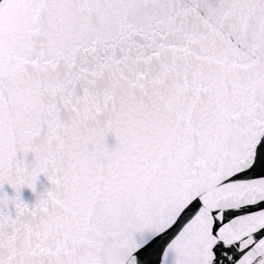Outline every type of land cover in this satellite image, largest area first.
<instances>
[{
	"label": "snow or ice",
	"instance_id": "snow-or-ice-1",
	"mask_svg": "<svg viewBox=\"0 0 264 264\" xmlns=\"http://www.w3.org/2000/svg\"><path fill=\"white\" fill-rule=\"evenodd\" d=\"M0 264H264V0H0Z\"/></svg>",
	"mask_w": 264,
	"mask_h": 264
},
{
	"label": "water",
	"instance_id": "water-1",
	"mask_svg": "<svg viewBox=\"0 0 264 264\" xmlns=\"http://www.w3.org/2000/svg\"><path fill=\"white\" fill-rule=\"evenodd\" d=\"M113 141L111 138L108 139V143L111 144ZM48 187V183L46 181V179L44 177H40L39 178V181L37 183V186H36V190L37 192H40L42 191L43 189L47 188ZM4 191L6 193H8L9 195H11V189H9L7 186H4ZM21 198L25 201V202H28V203H31L34 201L35 197L33 195V193L28 190L27 188L23 189L21 191ZM164 242L162 241L161 244H163ZM161 251H162V248H161Z\"/></svg>",
	"mask_w": 264,
	"mask_h": 264
}]
</instances>
